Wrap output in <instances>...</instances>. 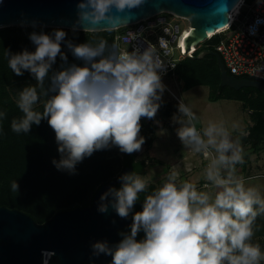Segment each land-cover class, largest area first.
Listing matches in <instances>:
<instances>
[{"label":"clouds","instance_id":"obj_1","mask_svg":"<svg viewBox=\"0 0 264 264\" xmlns=\"http://www.w3.org/2000/svg\"><path fill=\"white\" fill-rule=\"evenodd\" d=\"M145 2L80 0L77 25L84 21L92 25L108 21L112 26L106 28L110 30L121 19L112 13L113 9L124 13L142 7ZM83 30L97 29L83 27ZM139 35L129 32L126 42L130 44ZM66 36L63 29H55L51 34L33 31L29 39L35 51L24 49L13 54L6 50V55L8 67L16 76L28 71L36 81L35 86L19 91L17 107L23 115L12 120L11 130L17 134L29 133L33 125L47 120L60 154V159H53L52 163L57 170L74 174L76 165L96 151L113 146L125 154L142 150L146 140L140 135L141 119L154 120L161 107L166 90L162 82L166 65L157 45L151 42L143 51L139 48L121 51L118 45H109L105 39L95 44H74ZM62 43L76 59L84 62L83 66L67 64ZM58 56L64 64L60 70L51 71ZM171 66L174 68L175 64ZM253 74L264 78V66L254 68ZM41 95L48 97L42 112L34 110ZM6 115L0 111V120ZM197 120V115L181 99L177 114L172 117L179 125L176 135L185 149L208 161L204 179L209 183L204 189L215 191L198 190L188 181L178 182L174 166L165 182L143 199L142 210L133 212L139 194L147 191L149 181L135 171L122 174L121 186L110 187L100 196L98 211L106 213L111 204L120 218L127 219L131 214L130 231L120 232L122 239L113 246L107 241L93 243V256L109 255L111 264H261L264 261L260 244L252 242L257 217L264 215V198L257 187H246L244 179L237 175L236 166L245 162L244 148L223 122H209L198 130ZM18 189L17 181H12L11 190L18 192ZM141 231L144 237L137 240ZM53 255L54 252H42V264H49Z\"/></svg>","mask_w":264,"mask_h":264},{"label":"trees","instance_id":"obj_2","mask_svg":"<svg viewBox=\"0 0 264 264\" xmlns=\"http://www.w3.org/2000/svg\"><path fill=\"white\" fill-rule=\"evenodd\" d=\"M55 29H63L67 33L66 40L74 44L85 42L95 44L100 39H105L109 45H113L115 36L120 33L118 31L121 28L86 32L61 27L0 28V111L7 113L6 118L0 120V205L21 209L37 222H45L62 209L91 205L101 185L116 177L127 166H133V171L140 175L147 173L146 161L138 159L136 152L110 156L108 149L96 151L92 156L86 157L76 165L74 174L57 170L52 161L59 160L60 154L55 133L47 120H42L38 126L33 125L29 133L17 134L11 130L12 120L19 119L23 113L17 107V99L9 88L17 86L23 89L26 82L35 79L28 71L22 76H16L8 67L6 50L13 54L24 49L35 51V45L29 39L30 33L35 31L51 34ZM209 48L214 50L213 46ZM62 51L67 55V64L83 66L84 62L76 59L66 44L62 43ZM206 58L214 61L213 68H206L203 65ZM188 60L187 66L180 64L177 70L178 79L184 82V89L206 84L210 87L212 100L228 98L242 101L243 107L252 111L255 123L249 127V137L255 140L252 148L256 149L258 143L264 139V94L255 87L236 90L229 86H221V71L214 55L185 59ZM62 64L64 62L58 56L51 71L60 70ZM47 87L46 80L45 88ZM47 99L45 96L41 103L34 105V110L42 112ZM14 180L19 184L18 192L11 190V183ZM162 183H149L147 191L139 194L140 199L136 202L133 212L141 211L143 199ZM120 186L121 183L114 185L116 188ZM128 231L130 228L122 229L120 232ZM254 234L264 235V215L257 217ZM143 237L144 233L141 231L137 240Z\"/></svg>","mask_w":264,"mask_h":264},{"label":"water","instance_id":"obj_3","mask_svg":"<svg viewBox=\"0 0 264 264\" xmlns=\"http://www.w3.org/2000/svg\"><path fill=\"white\" fill-rule=\"evenodd\" d=\"M80 0H0V28L7 26L61 27L83 30L96 27V31L108 30L112 24L101 21L92 25L86 21L77 25ZM241 0H146L142 7L116 13L121 19L116 29L162 11H172L186 16L191 29L183 37L182 50L189 58L214 55L221 71V86L236 90L243 87L258 88L264 94V82L238 78L228 73L221 55L212 49H201L195 56L190 52L210 33L226 26L232 12ZM195 13V15H193ZM133 172V166L101 185L89 206L62 209L45 222H37L30 214L18 208L0 205V264H40L42 252H54L56 264H111L112 257L92 255V244L107 241L110 246L121 240L120 231L130 228L132 217L120 218L109 204L106 213L98 211L100 196L110 187L121 183L119 177ZM111 200V197H109Z\"/></svg>","mask_w":264,"mask_h":264},{"label":"built area","instance_id":"obj_4","mask_svg":"<svg viewBox=\"0 0 264 264\" xmlns=\"http://www.w3.org/2000/svg\"><path fill=\"white\" fill-rule=\"evenodd\" d=\"M239 5L241 6L237 12L234 14H232L233 11L230 12V22L195 45L190 55L195 56L201 49H210L209 47L213 46L214 51L221 55L229 74L238 78H250L264 82V78H257L253 74L254 68L264 66V0H243ZM122 27L125 30L115 36V45H118L121 51H132L134 48L143 51L147 48L148 42L157 45V51L166 65V71L162 74V82L168 88L163 78L166 76L178 78V67L182 61L189 58L183 52L181 43L183 37L191 29L189 18L172 11H162ZM129 32L140 33L130 44L126 42ZM214 39L216 40L207 43ZM172 64H175L174 68ZM200 156L206 160L202 155ZM187 169L192 170V168ZM262 175L264 174L258 173L254 176ZM238 176L243 179L247 178L241 174ZM178 182H183L180 172H178ZM206 183L209 182L204 179L203 174V179L195 185L198 190H208L204 189ZM42 261L43 257L40 264ZM49 264H56L53 256Z\"/></svg>","mask_w":264,"mask_h":264},{"label":"crops","instance_id":"obj_5","mask_svg":"<svg viewBox=\"0 0 264 264\" xmlns=\"http://www.w3.org/2000/svg\"><path fill=\"white\" fill-rule=\"evenodd\" d=\"M178 81L184 87V82L180 79H178ZM199 86H205L208 88V106L204 113L199 112L197 114V129H202L209 122L220 123L224 122V120H226V123L229 125L230 120L226 116L225 112L222 110L218 113L215 106L219 101L236 99L221 98L218 100H212L210 98V87L206 84H198L191 86L188 89H185V92ZM177 99L180 102V99L178 97ZM165 100L166 99H162L163 102ZM163 102L160 107V110L158 111L160 112L159 116H156L154 120H151L154 125H151L149 123L150 121L148 122V120H145L144 123L141 124L142 128L140 135L145 136L146 142L142 145V150L136 153L138 155L137 158L145 160L148 165L147 173L142 176L147 178L149 183L165 182L168 174L173 170L175 166V170L182 174L183 181H188L196 184L197 182L203 179L204 169L207 167V161L203 160L200 155H195L189 150L187 151V149L183 150L184 146L176 135V129L179 127V125L175 124L172 121V117L175 113L170 110L168 105H172L171 101H167L168 103ZM240 102L242 103L243 107V102ZM244 110L249 111V113L251 114L250 123L245 128H243L240 133L242 131L250 133L249 127L253 126L255 122L252 118V111L246 108H244ZM152 126L153 128H155L154 130L151 129ZM229 132L232 134L230 130ZM240 133L239 135L232 134V137L234 139L238 138L240 140L241 145L244 148L243 155L245 162L242 165L236 166L237 175L241 174L242 176H246L247 178H245L244 181H248L251 184L254 179H257L254 175L259 172V166H262V163L260 160L258 162V165H260L257 167L254 164L253 166H250V163L248 161L251 157L257 156L258 153L264 150V139L261 140L260 143H258V149L254 148V150L252 147L255 140L250 139V134L247 136H241ZM147 142H149V146H147ZM248 143L252 147L249 151H246L245 149ZM145 147H147L146 150ZM187 168H192V170L188 171ZM255 182L259 187L261 186L260 183H258L257 181ZM207 191L214 192L215 190L211 189Z\"/></svg>","mask_w":264,"mask_h":264},{"label":"rangeland","instance_id":"obj_6","mask_svg":"<svg viewBox=\"0 0 264 264\" xmlns=\"http://www.w3.org/2000/svg\"><path fill=\"white\" fill-rule=\"evenodd\" d=\"M15 26L20 27L18 25H15ZM24 27L30 28V27H35V26H24ZM40 27H43V26H40ZM123 30H124V28H121L120 31H118V30L117 31L122 32ZM209 42H213V41H207V43H209ZM184 61H182L181 64L182 65L184 64V66H187V63L189 62V60L185 61V62ZM203 65L206 68H208V67L213 68L214 67V61L210 58H206V59H204ZM163 81L168 86V88L166 87V90H165L163 97H162V99H166L163 103H168L167 101H171L172 105H170V104H168V105H169V108L172 112L177 114V105L179 103L177 97L180 100L182 99L183 102L186 105H188L196 115L199 112L204 113L206 111V108L208 106V88L207 87L199 86V87L192 88V89L188 90L187 92H185L186 90L184 89L183 85L178 81L177 78H174L171 76H166L163 78ZM35 84H36V81H28L24 84V87L29 86V85L35 86ZM9 89L14 94L16 99L18 100V93L22 89L18 88L17 86L10 87ZM37 90H38V92L41 91L39 88ZM44 98H45V96L41 95L37 104L41 103L44 100ZM215 107H216L218 113H219V111L223 110L225 112L226 116L229 118V120H230L229 125L226 123V120H224L223 123H224L225 127L229 128V130L232 132L233 135H239L240 131L250 123L251 114L249 113V111L244 110V108L242 107V103L238 100L219 101ZM159 114H160V112H158L156 116H159ZM145 120H148V122L150 121L149 123L151 125H154L152 123V121L147 119V118H142L141 124L144 123ZM151 129L154 130L155 128H153V126H152ZM143 137H145V136H143ZM146 144H147V146L150 145L149 142H147ZM249 146L250 145L248 143L246 146V149H245L246 151L247 150L249 151L251 149L252 146H250V148H249ZM146 148L147 147H145V150H146ZM263 148H264V142H263ZM183 150H185V148ZM108 151H109L110 156H113V155H121L122 156V154H123L122 152H120L118 147H115V146L109 148ZM260 160H261L262 166H259L260 164L258 165V162ZM248 162L250 163V166H253V164L256 165L257 167L259 166L260 170L258 173L264 174V150L262 152L258 153L257 156L251 157ZM256 178L257 179H254L251 184L248 181L245 182V185H246V187L247 186L257 187L258 190L260 191L262 198H264V175L256 177ZM255 181L260 183L261 186L259 187ZM211 189H208V190H211ZM252 242L253 243H259L261 246V251L264 252V235L254 234ZM261 264H264V261H261Z\"/></svg>","mask_w":264,"mask_h":264},{"label":"bare ground","instance_id":"obj_7","mask_svg":"<svg viewBox=\"0 0 264 264\" xmlns=\"http://www.w3.org/2000/svg\"><path fill=\"white\" fill-rule=\"evenodd\" d=\"M240 6H241V5H238V6L233 10L232 14H234V12H237V11L239 10Z\"/></svg>","mask_w":264,"mask_h":264}]
</instances>
